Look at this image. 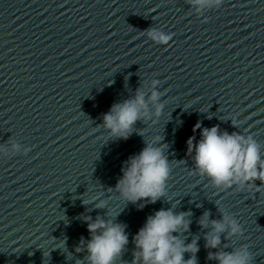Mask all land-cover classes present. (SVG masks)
Wrapping results in <instances>:
<instances>
[{
    "label": "clouds",
    "instance_id": "clouds-1",
    "mask_svg": "<svg viewBox=\"0 0 264 264\" xmlns=\"http://www.w3.org/2000/svg\"><path fill=\"white\" fill-rule=\"evenodd\" d=\"M198 10L219 7L224 0H191ZM146 35L159 44L167 45L171 37L155 28L146 30ZM159 81H152L150 95L142 88L136 90L134 97L114 103L110 111L103 115L102 127L110 138L127 140L135 130L138 121L151 120L153 115L156 123L163 114L164 104L161 94L156 91ZM149 104L154 107L150 111ZM237 127L236 122L233 123ZM200 129V139L195 141L191 137L187 141L188 154H191L193 171L190 174L207 177L210 185L217 190L238 189L243 191L245 186L257 192L264 189V159L261 157V146L251 134L245 136L238 132L221 131L219 126L202 128L198 122L193 131ZM195 141V142H194ZM145 147L125 161L122 176L113 189L118 198L127 204H138L143 208L146 203H156L164 199L167 194V182L171 174L165 145L159 137L151 141H144ZM19 150V145H12ZM256 181H260L257 185ZM91 199H95L92 197ZM84 204L88 202L83 201ZM221 219H210L211 213L205 211L199 220L201 228H210L205 233V248L219 249L221 234L226 233L225 239L234 236H244L242 224L222 208ZM96 208L106 207V201L100 200ZM191 212H175L173 208H161L149 215L143 227L133 237L135 250L131 264H198L196 254L199 252V237L190 243L181 238L183 233L190 230ZM90 239L87 242L81 238L76 252L86 251V264H117L121 260L129 243L126 232L127 225L115 222V219H105L97 216L85 218ZM189 258L185 259V254ZM209 260L218 264H253V254L248 244H243L232 251H210Z\"/></svg>",
    "mask_w": 264,
    "mask_h": 264
}]
</instances>
